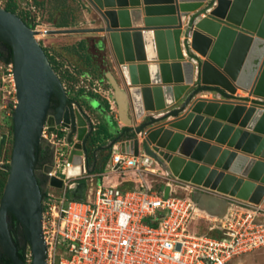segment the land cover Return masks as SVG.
<instances>
[{
	"label": "water",
	"instance_id": "water-1",
	"mask_svg": "<svg viewBox=\"0 0 264 264\" xmlns=\"http://www.w3.org/2000/svg\"><path fill=\"white\" fill-rule=\"evenodd\" d=\"M88 1L99 26L44 34L85 33L107 41L118 78L106 76L123 127L96 97L69 95L37 39L43 31L0 7V39L13 52L17 96L8 165L0 152V168L8 172L0 248L13 264L27 262L19 256L11 215L30 247V264H47L44 186L37 172L45 124L71 147L69 176L81 174L84 160L94 172L99 153L117 148L146 152L164 171L203 186L193 198L211 216L224 217L235 200H264V0ZM97 113L107 120L98 128ZM2 140L0 132V151ZM102 141L109 143L99 146ZM52 169L51 163L43 167L44 173ZM51 184L61 187L62 180L52 177ZM169 191L167 186L166 197ZM86 192L82 182L75 194L84 198Z\"/></svg>",
	"mask_w": 264,
	"mask_h": 264
},
{
	"label": "built area",
	"instance_id": "built-area-1",
	"mask_svg": "<svg viewBox=\"0 0 264 264\" xmlns=\"http://www.w3.org/2000/svg\"><path fill=\"white\" fill-rule=\"evenodd\" d=\"M10 71L8 81L15 88ZM43 142L54 152L43 198L47 264H229L264 247V201L235 200L224 217L211 216L193 198L195 192L206 190L203 186L160 172V165L146 152L129 155L114 148L100 172H90L83 159L81 174L69 176L75 165L65 136L45 124ZM127 172L134 176L133 186L106 183L112 174ZM148 173L161 175L165 189L170 187L169 196L165 189H153ZM52 177L61 179L62 186L52 185ZM96 178L101 184L92 189ZM82 182L87 192L78 198L75 191ZM57 189L62 190L60 195ZM200 213L215 221L211 230L217 234L192 230ZM59 249L67 256L58 260ZM28 251L26 257H32Z\"/></svg>",
	"mask_w": 264,
	"mask_h": 264
},
{
	"label": "rangeland",
	"instance_id": "rangeland-1",
	"mask_svg": "<svg viewBox=\"0 0 264 264\" xmlns=\"http://www.w3.org/2000/svg\"><path fill=\"white\" fill-rule=\"evenodd\" d=\"M10 4L16 5L15 13L26 22L31 23L34 29L43 31L37 35V39L44 47L69 95L81 101L84 97H96L103 106L110 103L114 87L106 74L117 72V68L113 51L107 41H103L101 35L85 33L44 34L46 29L99 26L98 14L88 0H0V7L6 8ZM0 48L5 57L9 56V48L6 44L1 43ZM10 69L13 71V63L0 59V132L4 138V145L1 143L0 152L2 162L7 165L10 162L13 146L12 114L17 103L16 88L12 82L8 81ZM240 94L246 96L247 92L240 90ZM96 116L102 119L100 113H97ZM43 144L47 152L48 150L52 151L51 147L45 145L44 142ZM152 165L158 167L156 163ZM40 166L41 163L37 168L38 173ZM0 170L5 169L0 168ZM104 171L106 173L108 169H104ZM129 175L131 174L128 172L112 174L106 183L118 182ZM147 177L153 189H165L164 179L161 175L148 173ZM94 181L92 180V189L101 184L99 178ZM56 193L60 195L62 190L57 189ZM214 224L215 221L211 217L200 213L199 217L193 221L192 228L200 233H218L211 230ZM19 238L20 243L25 246L26 253L29 254L30 247L25 244L23 235L21 234ZM61 255L67 256V253L59 249L58 260ZM26 258L30 264L32 257ZM229 264H264V247L244 254Z\"/></svg>",
	"mask_w": 264,
	"mask_h": 264
},
{
	"label": "flooded vegetation",
	"instance_id": "flooded-vegetation-1",
	"mask_svg": "<svg viewBox=\"0 0 264 264\" xmlns=\"http://www.w3.org/2000/svg\"><path fill=\"white\" fill-rule=\"evenodd\" d=\"M5 44L1 39H0V44ZM0 50H1V48H0ZM53 104H56V101H54L53 102ZM108 109H107V111H106V113H108ZM104 121H106V123H107V120L106 119H104V116H102V119H100V122H99V124H102ZM109 143V141H104V142H102V143H100L99 144V146H105V145H107ZM45 146H44V144H42V148H44ZM46 149V148H45ZM53 151V150H52ZM51 150H48V153L46 154V156H44L43 154L44 153H42L41 152V154L39 155V162H38V165L41 163V166L39 167L40 169V171H39V173H38V175H39V178L41 179V181H42V184H43V186L45 185V183L47 182V180H46V174L44 173V171L43 170H41L42 169V165H43V163H52V161H53V159H54V152H52ZM109 151H101L100 153H99V156H101V158L104 160L107 156H109V153H108ZM10 221H11V232H12V235H13V238H17L19 241H20V235L22 234L23 235V237H24V234H23V231H22V229H21V227L18 225V223L16 222V220L14 221V218H13V216L11 215L10 216ZM25 239V238H24ZM15 240V239H14ZM21 242V241H20ZM21 245H22V243H21ZM23 246V245H22ZM25 247V246H24ZM18 248V247H17ZM18 252H19V250H18ZM25 253H26V251H25ZM8 260H11L8 256H6L3 252H2V250H1V248H0V264H6L7 262H8ZM27 262V261H26ZM13 264V263H12ZM27 264H28V262H27Z\"/></svg>",
	"mask_w": 264,
	"mask_h": 264
},
{
	"label": "crops",
	"instance_id": "crops-1",
	"mask_svg": "<svg viewBox=\"0 0 264 264\" xmlns=\"http://www.w3.org/2000/svg\"><path fill=\"white\" fill-rule=\"evenodd\" d=\"M113 72H114L113 75H115L118 78V73L116 71H113ZM239 94H240V92H239ZM203 95L204 96H208V97H213L214 96L213 93H206V94H203ZM109 104H110V109H108V110H110V111H108V114H109L110 118L114 121L115 124H118L119 126L123 127L125 122H123V120L121 119V115H120L119 110H118V105L113 100H110ZM92 116L94 118V122L96 124V127L98 128L99 122H100V118L97 117L96 115H93V114H92ZM139 122H141V121H139ZM136 124H138V123H134V125H136ZM92 163H93V160L91 161V164ZM104 165H105V159L103 160L101 158V156H99V160H98L95 172L98 173L101 170H103ZM160 171L162 172V169H160ZM131 179H134V176L132 174L129 175V176L123 177V179L118 181V182H116V181L115 182L116 183L123 182L126 186H133L134 182L130 181ZM179 193H183V191L179 190Z\"/></svg>",
	"mask_w": 264,
	"mask_h": 264
},
{
	"label": "trees",
	"instance_id": "trees-1",
	"mask_svg": "<svg viewBox=\"0 0 264 264\" xmlns=\"http://www.w3.org/2000/svg\"><path fill=\"white\" fill-rule=\"evenodd\" d=\"M15 8H16V5L15 4H10L9 6L6 7L7 10H11L13 12H16V9ZM28 24H31V23H28ZM7 46L9 48V56L5 57L4 52L0 50V59L1 60H4L5 62L13 63V52H12V49H11V47L9 45H7ZM107 106L110 107V104L107 103ZM101 131H102V129H101ZM2 144L4 145V140H2ZM41 149H43V152H42V153H44L43 155L46 156V154L48 152L45 149V147L44 148H41ZM109 158H110V155L105 158V163H106V161ZM7 177H8V172L6 170H0V198H2V194H3V190H4V187H5L6 181H7ZM15 220L16 219L14 218V221ZM192 224H193V222H192ZM192 224H191V228H192ZM192 230L193 231H196L193 228H192ZM211 234L215 235L217 233H211ZM14 239H15V243H16V245L18 247V250H19V252H18L19 253V256L21 257V259L27 261L26 253H25V247L21 245L20 241L17 238H14ZM6 264H12V261L11 260H8V262Z\"/></svg>",
	"mask_w": 264,
	"mask_h": 264
},
{
	"label": "bare ground",
	"instance_id": "bare-ground-1",
	"mask_svg": "<svg viewBox=\"0 0 264 264\" xmlns=\"http://www.w3.org/2000/svg\"><path fill=\"white\" fill-rule=\"evenodd\" d=\"M241 91H242V90H241ZM238 92H240V89L238 90ZM238 92H237V93H238ZM93 181H94V180H93ZM94 183H95V181H94ZM94 187H95V186H94Z\"/></svg>",
	"mask_w": 264,
	"mask_h": 264
}]
</instances>
